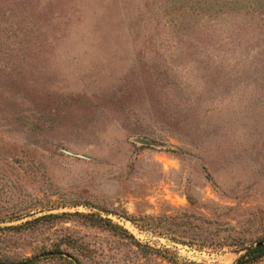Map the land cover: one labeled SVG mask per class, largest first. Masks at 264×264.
Instances as JSON below:
<instances>
[{
	"label": "rangeland",
	"instance_id": "obj_1",
	"mask_svg": "<svg viewBox=\"0 0 264 264\" xmlns=\"http://www.w3.org/2000/svg\"><path fill=\"white\" fill-rule=\"evenodd\" d=\"M259 242L264 0H0V264Z\"/></svg>",
	"mask_w": 264,
	"mask_h": 264
},
{
	"label": "trees",
	"instance_id": "obj_2",
	"mask_svg": "<svg viewBox=\"0 0 264 264\" xmlns=\"http://www.w3.org/2000/svg\"><path fill=\"white\" fill-rule=\"evenodd\" d=\"M254 256H257L258 258L264 256V244L253 248L241 255L236 264H246L248 263V261H250L249 258H252Z\"/></svg>",
	"mask_w": 264,
	"mask_h": 264
},
{
	"label": "water",
	"instance_id": "obj_3",
	"mask_svg": "<svg viewBox=\"0 0 264 264\" xmlns=\"http://www.w3.org/2000/svg\"><path fill=\"white\" fill-rule=\"evenodd\" d=\"M143 142H146V141L143 140ZM260 245H263V243H262V242H259V243H257V244L255 245V247H253V248H256V247H258V246H260ZM253 248H251V249H253ZM247 249H248L247 251L251 250L250 247L247 248ZM247 251H246V252H247ZM22 264H23V263H22Z\"/></svg>",
	"mask_w": 264,
	"mask_h": 264
}]
</instances>
